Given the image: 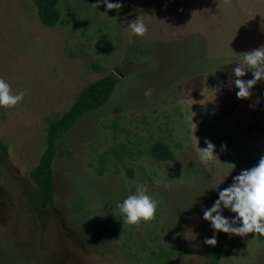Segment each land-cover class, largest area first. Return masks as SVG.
<instances>
[{"label":"rangeland","instance_id":"rangeland-1","mask_svg":"<svg viewBox=\"0 0 264 264\" xmlns=\"http://www.w3.org/2000/svg\"><path fill=\"white\" fill-rule=\"evenodd\" d=\"M110 2L124 7L61 0L48 28L33 0H0V78L26 93L0 107V264H211L204 209L264 156V80L243 100L229 86L241 54L264 46V0ZM139 16L143 37L128 27ZM111 73L109 102L58 142L53 204L35 209L30 173L49 124ZM205 140L217 157L203 163ZM158 141L170 161L148 156ZM138 185L158 201L156 215L127 225L116 205ZM222 235L219 264H264V236Z\"/></svg>","mask_w":264,"mask_h":264},{"label":"clouds","instance_id":"clouds-1","mask_svg":"<svg viewBox=\"0 0 264 264\" xmlns=\"http://www.w3.org/2000/svg\"><path fill=\"white\" fill-rule=\"evenodd\" d=\"M107 11H119L124 5L120 2H110L102 0ZM98 5L99 4H94ZM107 13V12H105ZM131 32L138 36H145L149 29L142 16L131 20L128 23ZM252 73V79H242L247 72ZM234 79L230 77L229 86L238 89L236 95L239 99H247L252 93L251 89L258 82L264 80V46L241 54V59L233 68ZM21 91L14 94L11 86L0 78V107L14 108L25 96ZM152 90L145 92L146 96H151ZM206 147L198 148V158L206 163L214 160L216 155V146L210 140H205ZM226 150V145H221ZM159 183V181H157ZM148 189L144 185H138L136 194L129 195L122 203L116 207L123 214V222L127 225H138L141 222H151L154 220L158 201L148 195ZM218 199L210 208L204 209L203 219L210 222L215 230L212 237H206L204 243L209 246H216L218 240L216 234L223 232L230 235L245 237L248 234L255 233L258 236H264V156L259 159L256 166L247 170H242L240 174L233 177V183L218 192ZM224 209L230 210L235 214L232 219L226 218L222 213Z\"/></svg>","mask_w":264,"mask_h":264},{"label":"trees","instance_id":"trees-1","mask_svg":"<svg viewBox=\"0 0 264 264\" xmlns=\"http://www.w3.org/2000/svg\"><path fill=\"white\" fill-rule=\"evenodd\" d=\"M33 2L41 22L48 28H55L61 19L59 9L61 0H33ZM117 83L118 77L111 73L89 84L81 91L73 105L49 124L44 152L38 165L30 173L39 191L36 200L31 204L32 207L41 210L44 203L53 204L54 161L58 153L59 140L64 138L87 114L105 106L114 94ZM147 154L157 161H170L174 156L172 149L162 141L152 144ZM225 246L226 235H222L210 254L211 264H219L225 252Z\"/></svg>","mask_w":264,"mask_h":264}]
</instances>
